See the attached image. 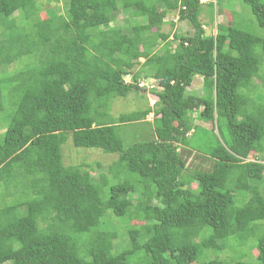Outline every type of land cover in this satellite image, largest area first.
Returning a JSON list of instances; mask_svg holds the SVG:
<instances>
[{"label":"trees","instance_id":"16d2710c","mask_svg":"<svg viewBox=\"0 0 264 264\" xmlns=\"http://www.w3.org/2000/svg\"><path fill=\"white\" fill-rule=\"evenodd\" d=\"M240 1L264 32V0ZM52 3L0 0V188L15 191L0 205V264H264V104L252 94L255 78L264 86V38L234 6L230 22L207 34L202 6L217 14L216 2L45 8ZM119 9L125 23L112 26ZM172 13L191 33L162 32ZM195 76L208 98L187 92ZM142 80L157 82L148 91L155 104L112 116V101L139 95ZM195 112L227 145L194 169L186 146ZM132 124L151 130L129 135ZM68 141L79 152L116 154L109 177L64 166ZM115 220L126 222L121 231L107 227ZM226 251L232 257L220 259Z\"/></svg>","mask_w":264,"mask_h":264},{"label":"rangeland","instance_id":"374dc122","mask_svg":"<svg viewBox=\"0 0 264 264\" xmlns=\"http://www.w3.org/2000/svg\"><path fill=\"white\" fill-rule=\"evenodd\" d=\"M65 0H58V4H50V6H46L45 8H56L60 11L63 10V3ZM212 2L213 5L216 3L218 4V10L217 14L213 13L212 6L204 5L202 6V13L200 16L201 22L204 25V30L207 34H215L216 33V26L220 23L222 24H228L231 17V6H234V9L236 12L239 10L241 12L240 17L241 21L244 24L248 25V29L251 30L256 35L264 38V32L259 29V27L254 23L253 24V18L249 13L248 8L243 5V2L240 0H201L202 4H207ZM223 11V12H221ZM40 16L42 18L45 17L44 13H41ZM114 21L112 22V26H123L125 23L126 14L122 10H118L114 15ZM252 22H251V20ZM130 24H133V21H129ZM171 23L173 24V27H171ZM162 32L164 34H170V40L173 37L174 33H191V28L187 22L179 21L178 16L175 13L169 14L166 19L164 20V24L162 26ZM22 61H27V58H24ZM140 62H143V60H140ZM264 73V66H261L260 72L258 74V77L263 75ZM258 78H255V82L253 81V85H255V89L253 91V95H255V103L257 106H262L264 104V86L261 85L260 81L257 80ZM125 82H129V77L125 78ZM139 87L142 88L144 91L140 92L139 95L135 94H129L126 98H118L112 101L110 105V114L114 117L119 115L120 113H129L134 110L143 109L146 106L152 107L155 102L157 101V98L149 93V90L155 89L157 87V82L154 80H146L141 81L139 84ZM188 93H191L193 95L199 96V97H209L208 90L203 88V81L202 78L199 76H195L193 78L191 86L188 88ZM197 113H193V117L196 118L194 120V133H190L187 137V146L188 149L186 150V162L189 168H202L206 165L208 166L209 163L204 158L210 157V154L213 150L218 148L219 146L225 147L227 145L226 140H224V137L221 138L218 134V130L216 126L212 125L209 126L210 123L201 122L197 119ZM6 114L1 113L0 114V121L5 123L4 120L6 119ZM154 118L153 113H150L145 121L151 122ZM2 124V123H1ZM142 131H139L138 133L144 135V130L147 131V133L151 130L148 126H144L141 124ZM138 124H132L129 125L126 129V132L129 133L131 130H139ZM4 132L3 128H0V136ZM224 132V131H223ZM62 156H63V163L64 166L69 165H81L82 163L88 164L89 170H85L87 176H90L94 180L98 179L100 175H107V167L112 164L113 161L117 159L116 154H107L104 153L101 150H85L83 149L77 151L72 145L70 141H68L62 149ZM204 157V158H203ZM192 188H195V185H192ZM15 193L14 190L11 188L4 190V188H0V205L10 204L13 200V194ZM20 195V194H18ZM21 196V195H20ZM108 216V215H107ZM106 216V217H107ZM116 225L112 223L111 221L106 222L107 227L111 231H121V228L124 226V221L121 220H115ZM122 222V223H121ZM120 224V226H117V224ZM121 235V234H120ZM127 236L123 235L120 238H117L114 241V246L116 251L124 250L125 247L123 246L126 244L123 243V239L126 241ZM242 249H245V247H241ZM230 251H226L223 254L219 255L220 259L224 258H231L232 255L229 253ZM254 257L256 254L254 252L251 253ZM204 255L207 256L208 259H213L215 255L212 252L205 251ZM210 256V257H209ZM231 256V257H230ZM206 261V260H205Z\"/></svg>","mask_w":264,"mask_h":264}]
</instances>
